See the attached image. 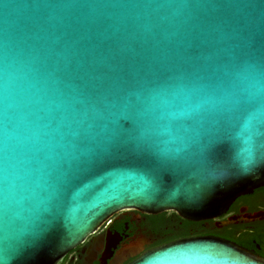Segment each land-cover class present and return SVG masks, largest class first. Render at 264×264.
<instances>
[{
  "label": "water",
  "instance_id": "95a60500",
  "mask_svg": "<svg viewBox=\"0 0 264 264\" xmlns=\"http://www.w3.org/2000/svg\"><path fill=\"white\" fill-rule=\"evenodd\" d=\"M185 2L0 0V211L7 198L10 212L0 214V256L6 257L8 264H60L71 249L120 211H174L191 221L208 220L225 214L239 196L264 186V164H248L250 145L245 125L251 121L256 130L264 122V111L254 102L247 109L232 108L227 113L223 139L203 157L197 155L195 145L166 143L168 135L163 127L151 123V117H146L136 134L143 136L142 156L131 149L108 153L104 145L92 143L82 144L72 153L68 141L74 126L60 127L58 121L53 122L54 116L67 115L69 110L61 105L63 98L57 96L53 82L46 79L47 71L71 38L85 32L97 38L105 32H127L151 47L154 39L167 43L179 38L193 18L205 14L222 17L235 11L224 3L232 0H218L223 7L181 6ZM261 2L264 0H240L254 7L241 8L245 17L233 18V24L250 23L251 32L236 34L232 26L224 27L225 47L245 50L252 43L257 56L264 54L258 52L264 50ZM37 56L39 59H34ZM232 71L243 81L249 69L241 62ZM260 79V94L264 96V67ZM241 87H247V81ZM148 94L143 85L130 83L124 86L121 97L134 100ZM104 117L97 120L95 128L101 139L107 140L113 132L112 127L107 130L112 117L107 112ZM258 143H264V131ZM166 151L191 163L170 170L162 179L154 161ZM72 155L95 162L71 167L61 162L55 175L47 178L51 168L45 165L62 158L70 160ZM225 169L230 173L227 176L221 175ZM200 190L208 195L192 198ZM246 216L264 218V211ZM237 219L232 216L228 222ZM192 245L203 247L161 257L155 264H229L212 251L214 247L239 251L254 264H264V257L213 236L180 239L148 250L128 264H145V258L152 259L162 251Z\"/></svg>",
  "mask_w": 264,
  "mask_h": 264
},
{
  "label": "snow or ice",
  "instance_id": "6c2138e0",
  "mask_svg": "<svg viewBox=\"0 0 264 264\" xmlns=\"http://www.w3.org/2000/svg\"><path fill=\"white\" fill-rule=\"evenodd\" d=\"M224 3L235 11L222 17L205 14L193 18L179 38L167 43L154 39L151 47L147 46V41L127 32L111 35L105 32L99 38L92 32H85L71 38L64 50L57 54L46 79L53 82L57 96L63 98L61 105H67L69 110L67 115L60 113L54 116L53 122L58 121L60 127L65 124L74 126L68 141L72 153L78 151L80 145L92 143L104 145V151L108 153L131 149L142 156L145 153L143 136L136 134L146 117H151V123L163 127L168 135L166 143L195 145L197 155L203 157L212 150L214 143L223 139L227 113L232 108L247 109L254 102L260 111H264V96L260 94L264 54L257 56L252 43L245 50L225 47L222 35V29L229 26L236 34L247 30L249 35L250 23L234 25L233 18L245 17L240 9H251L254 5L241 4L240 0ZM181 6L224 5L218 0H186ZM259 7L264 10V3L261 2ZM258 52L264 50L258 49ZM241 62L247 63L249 69L243 80L247 81V87H241L243 81L232 71ZM201 81L207 83L201 84ZM130 83L143 85L148 96H136L134 100L121 97L124 86ZM106 112L112 117L107 130L112 127L113 132L107 140H102L95 125L97 120L105 118ZM245 131L250 145L248 164H264V143H258L264 131V122H261L260 128L253 130L249 121ZM176 132L183 134L177 135ZM61 162L71 167L95 161H85L75 155L70 160H54L51 165H45L51 168L48 179L55 175ZM154 163L163 179L170 170L191 161L179 160L166 151ZM229 174L227 169L221 173L224 176ZM206 195L208 191L200 190L193 193L192 198ZM9 213L5 198L0 214ZM202 247L192 245L162 251L152 259L145 258V264H155L161 257L185 254ZM212 251L225 257L229 264H254L246 255L233 249L214 247ZM0 264H8L7 258L0 256Z\"/></svg>",
  "mask_w": 264,
  "mask_h": 264
},
{
  "label": "flooded vegetation",
  "instance_id": "af4514ba",
  "mask_svg": "<svg viewBox=\"0 0 264 264\" xmlns=\"http://www.w3.org/2000/svg\"><path fill=\"white\" fill-rule=\"evenodd\" d=\"M257 211H264V186L239 196L225 214L208 220L191 221L174 211H120L71 249L60 264H128L148 250L199 236L230 240L264 257V218L246 216ZM232 216L238 219L228 222Z\"/></svg>",
  "mask_w": 264,
  "mask_h": 264
}]
</instances>
